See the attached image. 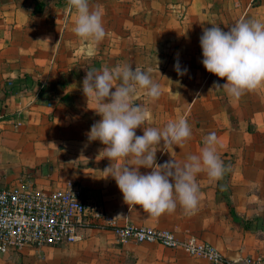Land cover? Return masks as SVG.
<instances>
[{
  "label": "crops",
  "instance_id": "0c3cea01",
  "mask_svg": "<svg viewBox=\"0 0 264 264\" xmlns=\"http://www.w3.org/2000/svg\"><path fill=\"white\" fill-rule=\"evenodd\" d=\"M97 7L106 37L93 46L72 32L76 13L67 0H0V187L48 191L73 181L89 208L119 224L168 230L180 241L193 236L238 264L264 254V87L229 97L214 87L226 79L204 68L200 47L205 28L227 32L241 20H264V0H90V8ZM177 62L187 74H177ZM116 65L150 69L161 86L150 106L152 126L184 118L191 127L183 147L164 149L161 142L158 165L183 164L216 134L226 171L219 181L197 175L195 214L178 204L172 213L150 215L128 206L115 180L105 178L106 146L87 135L101 116L90 109L82 82L87 70ZM134 103H144L142 93ZM124 163L130 160L113 162ZM0 264L211 263L157 244H117L108 228L86 215L75 242L10 252L0 255Z\"/></svg>",
  "mask_w": 264,
  "mask_h": 264
},
{
  "label": "clouds",
  "instance_id": "9594fccd",
  "mask_svg": "<svg viewBox=\"0 0 264 264\" xmlns=\"http://www.w3.org/2000/svg\"><path fill=\"white\" fill-rule=\"evenodd\" d=\"M67 4L76 13L72 32L93 46L102 42L106 31L99 8H90V0H67ZM200 47L204 68L226 79V83H214V87L222 88L229 97L238 100L264 87V20H241L227 32L219 26L205 28ZM174 68L178 75L187 74V68L182 70L178 62ZM82 91L88 105L94 104L90 109L101 116L91 126L88 138L106 146L102 152L110 166L103 172L105 178L115 180L124 202L139 205L153 216L172 213L178 204L186 215L195 214L199 205L197 175L206 173L209 180L219 181L226 171L218 154L216 134L209 133L200 154L188 155L183 164L172 159L158 165L156 152L161 142L164 149L183 147L192 131L184 118L169 121L162 129L152 126L150 106L160 98L162 90L150 69L116 65L87 70ZM137 93L143 94V104L134 103ZM137 128H142V136L136 135ZM120 160L130 163L114 166L113 162ZM141 167L151 171L142 174Z\"/></svg>",
  "mask_w": 264,
  "mask_h": 264
},
{
  "label": "built area",
  "instance_id": "2783aa9c",
  "mask_svg": "<svg viewBox=\"0 0 264 264\" xmlns=\"http://www.w3.org/2000/svg\"><path fill=\"white\" fill-rule=\"evenodd\" d=\"M86 215H90L91 223L108 228L120 245L157 244L181 249L187 256L201 257L211 264H238L193 236L180 241L168 230L119 224L98 207L89 208L81 199L80 186L73 181L48 191L33 190L29 184L0 187V255L71 244ZM241 264H264V254L244 259Z\"/></svg>",
  "mask_w": 264,
  "mask_h": 264
}]
</instances>
